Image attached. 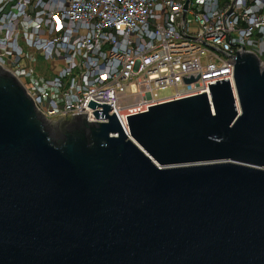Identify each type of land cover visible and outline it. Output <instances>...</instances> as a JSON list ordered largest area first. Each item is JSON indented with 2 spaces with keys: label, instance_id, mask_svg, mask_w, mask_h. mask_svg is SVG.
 I'll list each match as a JSON object with an SVG mask.
<instances>
[{
  "label": "water",
  "instance_id": "95a60500",
  "mask_svg": "<svg viewBox=\"0 0 264 264\" xmlns=\"http://www.w3.org/2000/svg\"><path fill=\"white\" fill-rule=\"evenodd\" d=\"M237 54V100L209 84L132 139L113 105L49 123L0 66V264H264V67Z\"/></svg>",
  "mask_w": 264,
  "mask_h": 264
},
{
  "label": "built area",
  "instance_id": "2783aa9c",
  "mask_svg": "<svg viewBox=\"0 0 264 264\" xmlns=\"http://www.w3.org/2000/svg\"><path fill=\"white\" fill-rule=\"evenodd\" d=\"M243 51L264 67V0H0V66L49 123H108L88 105H113L132 139L124 117L203 94L212 106L209 84L237 100Z\"/></svg>",
  "mask_w": 264,
  "mask_h": 264
},
{
  "label": "bare ground",
  "instance_id": "6f19581e",
  "mask_svg": "<svg viewBox=\"0 0 264 264\" xmlns=\"http://www.w3.org/2000/svg\"><path fill=\"white\" fill-rule=\"evenodd\" d=\"M237 109H238V112H240V106L238 103H237Z\"/></svg>",
  "mask_w": 264,
  "mask_h": 264
},
{
  "label": "rangeland",
  "instance_id": "374dc122",
  "mask_svg": "<svg viewBox=\"0 0 264 264\" xmlns=\"http://www.w3.org/2000/svg\"><path fill=\"white\" fill-rule=\"evenodd\" d=\"M39 66H40V64H39Z\"/></svg>",
  "mask_w": 264,
  "mask_h": 264
}]
</instances>
